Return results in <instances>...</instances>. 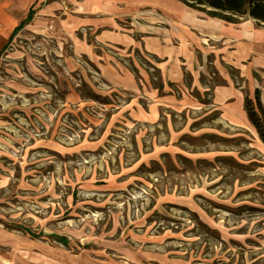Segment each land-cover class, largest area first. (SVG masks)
<instances>
[{"label": "rangeland", "instance_id": "374dc122", "mask_svg": "<svg viewBox=\"0 0 264 264\" xmlns=\"http://www.w3.org/2000/svg\"><path fill=\"white\" fill-rule=\"evenodd\" d=\"M30 10L0 30V264H264L244 109L255 90L264 106V27L181 46L59 0Z\"/></svg>", "mask_w": 264, "mask_h": 264}, {"label": "crops", "instance_id": "0c3cea01", "mask_svg": "<svg viewBox=\"0 0 264 264\" xmlns=\"http://www.w3.org/2000/svg\"><path fill=\"white\" fill-rule=\"evenodd\" d=\"M44 1L21 0L18 6H13L11 18L9 15L6 19L17 18V23L22 22L26 19L34 2ZM5 3L8 5L12 3V0H0V10L3 5L5 6ZM59 4L65 11L76 15L75 17L104 16L115 23L121 20L126 23L129 20L130 25L135 27V31L150 32L161 36H166V32L171 31L172 33L168 34L172 39L173 31L178 32L176 39L181 46L184 45V42L190 45H194L195 42L200 44L211 42V44L217 45V38L225 39V42L231 45V42L238 36L246 41H252L253 35L256 33L253 31L251 35H248L249 27L246 24L241 26L243 29L241 30L237 29V25L227 23L219 18L197 15L195 10L177 0H59ZM248 20L255 21L251 18L242 21ZM169 28L171 30H168ZM124 36L129 38V35ZM259 40H264L261 33ZM205 44L210 47L207 43ZM245 46L250 48L248 43ZM214 52L210 51L212 54Z\"/></svg>", "mask_w": 264, "mask_h": 264}, {"label": "trees", "instance_id": "16d2710c", "mask_svg": "<svg viewBox=\"0 0 264 264\" xmlns=\"http://www.w3.org/2000/svg\"><path fill=\"white\" fill-rule=\"evenodd\" d=\"M186 6L204 11L208 16L219 18L227 23L237 24L251 18L258 24H264V0H180ZM33 12L29 10L26 19L20 25L31 19ZM264 27V25H262ZM255 90V102L246 98L244 109L249 121L254 125L258 136L264 144V106Z\"/></svg>", "mask_w": 264, "mask_h": 264}, {"label": "bare ground", "instance_id": "6f19581e", "mask_svg": "<svg viewBox=\"0 0 264 264\" xmlns=\"http://www.w3.org/2000/svg\"><path fill=\"white\" fill-rule=\"evenodd\" d=\"M17 23V18L12 19H0V30L3 32L10 31L11 28ZM258 59L255 58L254 62L257 63ZM262 101L264 102V95L262 96Z\"/></svg>", "mask_w": 264, "mask_h": 264}]
</instances>
